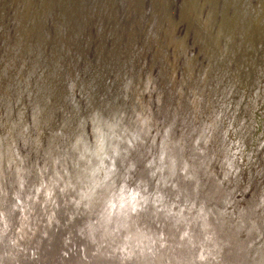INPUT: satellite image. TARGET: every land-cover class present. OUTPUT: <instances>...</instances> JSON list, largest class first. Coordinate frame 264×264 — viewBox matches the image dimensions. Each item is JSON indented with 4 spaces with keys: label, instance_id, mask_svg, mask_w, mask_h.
<instances>
[{
    "label": "clouds",
    "instance_id": "obj_1",
    "mask_svg": "<svg viewBox=\"0 0 264 264\" xmlns=\"http://www.w3.org/2000/svg\"><path fill=\"white\" fill-rule=\"evenodd\" d=\"M197 19L159 70L0 55V264H264V60Z\"/></svg>",
    "mask_w": 264,
    "mask_h": 264
},
{
    "label": "bare ground",
    "instance_id": "obj_2",
    "mask_svg": "<svg viewBox=\"0 0 264 264\" xmlns=\"http://www.w3.org/2000/svg\"><path fill=\"white\" fill-rule=\"evenodd\" d=\"M133 1L137 8L136 18L131 19L129 14L128 25L122 30L116 24L114 0H0V46L3 50L0 55L7 53L10 56V50L19 45L22 52L31 50L35 54L37 50L41 51L49 62L60 56L67 58L66 62L72 60L70 64L75 68L79 65L88 67L82 59L92 52L91 57L103 69L101 75L108 72L113 76L118 68L131 60L134 50H140L132 31L135 28L143 51L150 56L148 67L159 70L162 65L161 50L166 49L171 58V42L184 41L197 53L199 60H204L206 49L201 43L204 33L197 17H210L214 27L222 29L225 37H232L230 47L235 52L236 67L247 66L253 60H264V0H156L155 4L153 0ZM89 2L95 8L94 14L83 8L84 5L90 6L87 5ZM175 2L177 10L174 13ZM148 4L157 8V17L153 14L154 9L149 17L144 16V8ZM90 15L97 17L95 28L91 27L94 21L93 18L90 20ZM10 16L15 19L14 22H11ZM56 16L61 19L68 37L57 25L51 27ZM10 26H13L11 32ZM150 27L153 33L159 35V41L149 34ZM45 31L51 33L50 39L45 38ZM108 31L111 33L110 40L104 38ZM121 41L123 45H120ZM62 44L67 49L62 51ZM142 61L140 52L134 61L137 70ZM66 62L64 64L68 65ZM257 116L264 119V114L257 113Z\"/></svg>",
    "mask_w": 264,
    "mask_h": 264
},
{
    "label": "rangeland",
    "instance_id": "obj_3",
    "mask_svg": "<svg viewBox=\"0 0 264 264\" xmlns=\"http://www.w3.org/2000/svg\"><path fill=\"white\" fill-rule=\"evenodd\" d=\"M92 2H93V0H91ZM154 1V4H155V2H156V0H153ZM152 1V2H153ZM170 1H173V0H170ZM90 3V4H89ZM89 3H87V5H90V6H86V5H84L83 6V8H87L89 11L88 12H90V13H92V14H94L96 11L94 10L95 8L94 7H91L92 6V3L91 2H89ZM153 4V5H154ZM94 5H96V4H94ZM153 5L151 6V5H146L145 6V8H144V16H150V14H151V10L152 9H154V11L155 12H153V14H155L156 15V17H157V8H153ZM151 6V7H150ZM136 7V3H135V1H133V0H114V14H115V16H116V18H117V21H116V24H117V26H118V28H120V29H122L123 30V27H125V26H127L128 25V23L126 22V20H127V16L129 17V14H130V16H131V19H133V18H136V10H137V8H135ZM176 7H177V5H176V2L174 3V9H173V12L175 13V11L177 10L176 9ZM31 8V7H30ZM122 9V10H121ZM124 11H126L127 12V15H126V17L124 16ZM31 13H29L28 15H30ZM32 14H35V13H32ZM10 18H11V22H14V20L15 19H13L12 18V16H10ZM93 18V19H92ZM93 20L94 21V23L93 22H91V27H93V28H95L94 27V24L95 25H97V23H96V21H97V17H96V15H90V20ZM47 21V20H46ZM98 22V21H97ZM9 23V22H8ZM10 25H11V23H10ZM51 27H54L55 25H57L58 27H60L61 28V30L64 32V36L65 37H68V35H67V32L64 30V27H62V22H61V19L59 18V17H55V22H54V19L52 20V22H51ZM180 26V25H179ZM12 27L13 26H10V29H9V31L11 32V30H12ZM93 28H91V30L93 29ZM126 31V29H124V32ZM132 31L134 32V34H135V37H136V39H137V43H138V46H137V48L138 49H142V46H141V38H139L140 37V35L138 34V31H137V29H135V28H132ZM11 34V33H10ZM44 34L46 35L45 36V38H48V39H50L51 38V33L49 32V31H45L44 32ZM110 35H111V33L108 31L107 33H105V35H104V38H106V40H110ZM119 42V41H118ZM120 43V42H119ZM136 43V44H137ZM135 44V45H136ZM120 45H123L122 44V41H121V44ZM100 46H101V44H100ZM102 46H105V45H102ZM101 46V47H102ZM0 51H2L3 52V50H2V45L0 46ZM189 48H190V46H189ZM65 49H67V47H65L63 44H62V51L63 50H65ZM191 50H192V48H191ZM7 51V50H6ZM22 53H25V54H23V55H25V56H27V54H28V50L27 51H25V52H22ZM92 56V52H90V53H88V54H86V55H84V58L82 59V62H84L85 63V65L86 66H88L89 68H91L92 70H94V71H97V72H103V69L101 68V65H100V63L99 62H96L94 59H93V57H91ZM141 56H142V60H144V59H147V61L149 62V60H150V56L148 55V53L147 52H144V51H142L141 52ZM60 58H61V56H60ZM62 59V62L63 63H65L66 61L65 60H67V58L66 59H63V58H61ZM69 62H66V64H70V63H72V60H68ZM96 62V63H95ZM98 63V64H97ZM71 66H72V64H70ZM75 68H78V69H80L81 71H83V68H85L83 65H79L78 67H75ZM119 69V68H118ZM103 76H110L109 74H108V72H106L105 74H102Z\"/></svg>",
    "mask_w": 264,
    "mask_h": 264
}]
</instances>
